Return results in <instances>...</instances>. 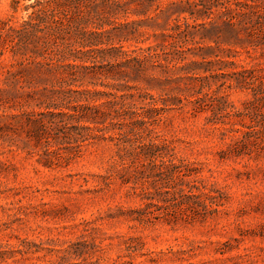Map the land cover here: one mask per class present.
<instances>
[{
	"label": "rangeland",
	"instance_id": "rangeland-1",
	"mask_svg": "<svg viewBox=\"0 0 264 264\" xmlns=\"http://www.w3.org/2000/svg\"><path fill=\"white\" fill-rule=\"evenodd\" d=\"M18 2L13 12L12 0H0V25L16 27L32 13L25 7L34 0ZM172 2L161 0L159 10L153 8L146 15L139 13L140 2L132 4V13L115 21L129 27L105 26L103 42H108L107 37L114 41L98 48L121 45L130 52L165 45L162 34L170 33L179 8ZM88 30L93 31V26ZM131 30L144 43L119 44ZM188 48L183 62L165 64L164 70L148 66L146 75L139 77L123 65L115 67L109 75L120 81L100 75L110 70L108 56L95 67L90 61L84 66H90L88 72L96 74L98 82L127 83L159 102L182 100L181 108L162 113L153 123L152 136L170 141L191 172L187 180L205 186L199 203L192 211L175 215L174 221L166 217L175 210L170 209L175 202L167 192L177 176L172 183L163 175L147 176L138 185L139 191H147L145 200L122 184L121 165L113 158L114 142H92L80 157L60 151L62 158H46L44 148L26 138L15 118L18 109H0V264H264V108L248 106L251 90L237 87L239 76L232 75L243 68L248 71L246 79L249 72L264 79V57L260 51L249 55L241 50L235 58L226 57L228 52L221 53L212 43ZM93 56L88 53L86 58ZM111 61L116 66L123 59L115 54ZM20 62L10 44L0 40V105L11 99L12 82L25 81L42 89L40 79L52 76L43 77L34 66ZM195 92L206 106L200 113L193 111L195 99L190 94ZM241 126L258 132L257 140H250L241 157H232L228 154L237 137L233 130ZM186 215L196 217L190 220ZM139 216L150 223L131 221Z\"/></svg>",
	"mask_w": 264,
	"mask_h": 264
},
{
	"label": "trees",
	"instance_id": "trees-1",
	"mask_svg": "<svg viewBox=\"0 0 264 264\" xmlns=\"http://www.w3.org/2000/svg\"><path fill=\"white\" fill-rule=\"evenodd\" d=\"M161 0H34L25 7L32 13L16 27L2 23L0 40L10 44L14 57H20V65H31L41 76H50L38 89L25 81L12 82V97L1 102L0 109L17 108L21 128L26 138L36 147L44 148L46 158H62L60 151H67L73 157H80L84 149L92 142H114L116 147L114 161L121 165L120 179L123 185H129L130 192L147 200V191L138 190V185L147 176L163 175L168 180L177 176V182L171 184L167 194L174 203V211L166 217L176 221L180 213L192 211V206L199 203L204 196L205 186L201 181H188L191 176L188 166L177 158L174 145L160 136H152L153 123L160 115L175 108H181L182 100L157 101L155 97L136 87L124 84L109 85L96 80V74L89 73L90 66L102 64L108 56L110 70L102 72L104 79L120 81L111 71L123 65L131 69L138 77L146 75L151 69L164 70L165 64L186 60L188 46L212 43L226 57H236L238 50L246 54L260 51L264 57V0H172L179 4L174 26L168 35H163L165 45L137 48L130 52L123 47L99 49L103 44L112 43L114 38L107 37L103 42L105 26L112 30H121L129 25L117 24V17H127L132 12L129 6L140 2L141 15H146ZM18 0H12L13 12L18 10ZM102 7V9H101ZM93 26V31L89 27ZM122 41H139L135 38L136 30L127 31ZM139 33V37H141ZM84 49H88L84 52ZM207 49L212 50L211 46ZM88 53L94 56L86 58ZM122 57L123 62L111 63L113 55ZM234 54V55H233ZM102 55V56H100ZM204 59V58H203ZM220 63H225L220 61ZM236 67V63H227ZM103 66V65H102ZM242 71L232 74L239 76L236 86L249 87L252 101L248 106L257 105L264 108V79L250 73L248 79ZM104 73V74H103ZM8 74L16 79L10 71ZM109 75V76H107ZM242 79V80H239ZM104 87L111 92H102L96 88ZM92 87V89H90ZM197 92L194 97L193 111L206 110L203 96ZM160 103V106H159ZM7 105V106H6ZM117 131L113 136H106ZM234 139L228 155L241 157L247 144L258 132L250 131L246 126L234 129ZM184 165V166H183ZM148 172V173H147ZM179 206L184 209L177 210ZM206 212L202 215H205ZM146 216L132 218L131 221L148 225ZM195 215H186V219H195ZM169 219V218H168ZM170 220L168 222L170 223Z\"/></svg>",
	"mask_w": 264,
	"mask_h": 264
}]
</instances>
